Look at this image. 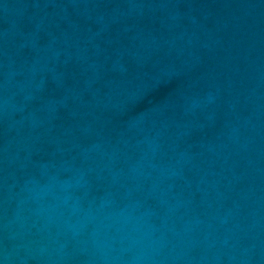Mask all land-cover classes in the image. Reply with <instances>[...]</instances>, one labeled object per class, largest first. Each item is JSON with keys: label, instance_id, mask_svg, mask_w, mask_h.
Instances as JSON below:
<instances>
[{"label": "water", "instance_id": "1", "mask_svg": "<svg viewBox=\"0 0 264 264\" xmlns=\"http://www.w3.org/2000/svg\"><path fill=\"white\" fill-rule=\"evenodd\" d=\"M0 264H264V0H0Z\"/></svg>", "mask_w": 264, "mask_h": 264}]
</instances>
